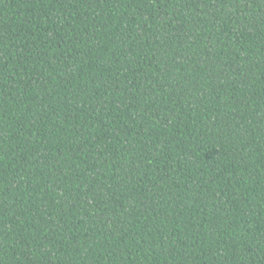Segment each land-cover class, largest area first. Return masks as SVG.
Segmentation results:
<instances>
[{
	"label": "trees",
	"instance_id": "1",
	"mask_svg": "<svg viewBox=\"0 0 264 264\" xmlns=\"http://www.w3.org/2000/svg\"><path fill=\"white\" fill-rule=\"evenodd\" d=\"M0 264H264V0H0Z\"/></svg>",
	"mask_w": 264,
	"mask_h": 264
}]
</instances>
